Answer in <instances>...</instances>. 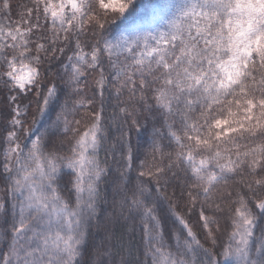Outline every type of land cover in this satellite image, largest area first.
Here are the masks:
<instances>
[{
    "label": "snow or ice",
    "instance_id": "1",
    "mask_svg": "<svg viewBox=\"0 0 264 264\" xmlns=\"http://www.w3.org/2000/svg\"><path fill=\"white\" fill-rule=\"evenodd\" d=\"M0 264H264V0H0Z\"/></svg>",
    "mask_w": 264,
    "mask_h": 264
}]
</instances>
